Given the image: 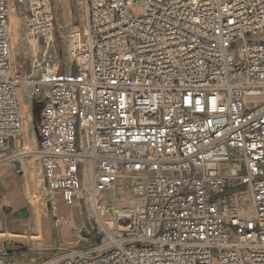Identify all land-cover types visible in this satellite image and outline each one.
I'll list each match as a JSON object with an SVG mask.
<instances>
[{
  "label": "built area",
  "instance_id": "obj_1",
  "mask_svg": "<svg viewBox=\"0 0 264 264\" xmlns=\"http://www.w3.org/2000/svg\"><path fill=\"white\" fill-rule=\"evenodd\" d=\"M84 1L62 72L52 0H19L42 49L39 204L86 220L37 264H264V0ZM24 135L0 0V153Z\"/></svg>",
  "mask_w": 264,
  "mask_h": 264
},
{
  "label": "crops",
  "instance_id": "obj_2",
  "mask_svg": "<svg viewBox=\"0 0 264 264\" xmlns=\"http://www.w3.org/2000/svg\"><path fill=\"white\" fill-rule=\"evenodd\" d=\"M56 3L65 28V21L68 24L70 17L61 14V0ZM71 47L70 42L65 46L69 59L72 57ZM14 57L17 66L15 50ZM65 61L66 57L58 53L59 66ZM29 123L25 135L13 139L7 150L0 153V250L8 252L14 264H37L54 249L77 244L85 235L82 201L67 206L60 197L57 198L58 214L71 218L66 225L56 223L51 213L42 211L39 202L43 197L48 198L49 193L37 154L38 133L32 119ZM75 225L79 228L73 233L71 229Z\"/></svg>",
  "mask_w": 264,
  "mask_h": 264
},
{
  "label": "rangeland",
  "instance_id": "obj_3",
  "mask_svg": "<svg viewBox=\"0 0 264 264\" xmlns=\"http://www.w3.org/2000/svg\"><path fill=\"white\" fill-rule=\"evenodd\" d=\"M19 0H9V5H10V22L11 19H16L18 21L19 27H20V41L18 45H13L16 50V59H17V71H15V79L19 81H31L35 77V70L36 66L39 64V59L36 62L35 61V55L38 54L40 55L38 46L34 48L32 41H28L26 39V21H25V14H24V7ZM53 2V8H54V13L57 17V23L59 25L57 32L54 36L55 38V43H56V49L57 52L55 51V54H60L61 57L63 55L66 57V61L62 65V72H66L68 67L67 64H65L69 57L67 54V51L65 49V46L69 43V33L72 30V28L77 24L75 17H79L80 15L83 14V9L81 5V0H61V14L65 17H67L69 20V23L67 24L65 21V28L62 26L61 20L59 18V11L56 8V0H52ZM19 5V7H18ZM13 8V9H12ZM17 12V13H16ZM17 15V16H16ZM67 24V26H66ZM11 25V23H10ZM11 29V40H12V34H13V27L10 26ZM22 37V38H21ZM262 39H264V35L262 36ZM19 49V50H18ZM14 50V49H13ZM72 51V47H71ZM26 52V53H25ZM21 84L29 85L31 83L27 82H21ZM27 90L29 93H31L30 98L29 97H24V101L28 102L29 104V110L31 113L32 121L33 124L35 125L38 122V117L34 113V109L38 104L42 102L43 98V93H38L34 94L33 93V87L32 86H27ZM22 95L20 96V101L22 100ZM23 107V104L21 103V109ZM48 192V191H47ZM49 193V192H48ZM43 197L42 199H44ZM43 215L47 216V214L43 213ZM78 218H80V215H77ZM77 218V219H78ZM79 223V220L76 222V224ZM83 224V223H82ZM79 226V224H78ZM73 233H75L77 230H74L73 228L71 229ZM89 237H91V234H88ZM81 242V240H80ZM96 242L94 238H92L91 243ZM86 245V244H83Z\"/></svg>",
  "mask_w": 264,
  "mask_h": 264
},
{
  "label": "bare ground",
  "instance_id": "obj_4",
  "mask_svg": "<svg viewBox=\"0 0 264 264\" xmlns=\"http://www.w3.org/2000/svg\"><path fill=\"white\" fill-rule=\"evenodd\" d=\"M7 2H8V7H9V25L11 23L10 26L13 27V29H12L13 34H12V40H11V48H12V55H13V60H14V78H15V71H17V66L15 65L14 50L17 49V48H15L13 45H18V43L20 41V27H19L18 21L16 19H11V22H10V13H11V11H10L9 0H7ZM81 5H82V9H83L82 10L83 11V14L82 15H84V11H85V8H84L85 1L84 0H81ZM18 7H19V5H18ZM25 21H26V19H25ZM10 35H11V29H10ZM50 40H52V43L54 44L55 50L57 52L55 38H54V35L53 34L50 35ZM32 44H33V42H32ZM36 45H37L36 43L33 44L34 48H36L38 46V45L37 46ZM38 50L41 53V50L42 49H41L40 46H38ZM15 52H16V50H15ZM36 56L38 57V54H36ZM35 61L37 62L38 60L35 59ZM16 81H17V86H18L19 101H20V96L22 95V97H23L22 100L20 101V107H21V103H22L23 104V107H22V113L21 114L24 117V125L26 127V125L29 123V121L32 119V117H31V113H30V110H29V105H28L29 103L26 102V101H24V96L23 95H25L26 97H29L30 98L31 93H29V91L27 90V86H32V84L25 85V84H21V82H24V83L27 82L28 83V81H19V80H16ZM122 190H123V184L122 183H119V188L116 189L115 191L111 192V193L108 192L106 194V196L112 197L114 199L115 203H121L122 200H121V194L120 193H121ZM245 210L246 211H249L250 210V207H246ZM75 227L79 228L76 225H75Z\"/></svg>",
  "mask_w": 264,
  "mask_h": 264
},
{
  "label": "water",
  "instance_id": "obj_5",
  "mask_svg": "<svg viewBox=\"0 0 264 264\" xmlns=\"http://www.w3.org/2000/svg\"><path fill=\"white\" fill-rule=\"evenodd\" d=\"M43 105H44V102H41L34 109V113L38 117V119L40 118V113H41V110H42ZM35 127H36V132L38 133V126H37V124L35 125Z\"/></svg>",
  "mask_w": 264,
  "mask_h": 264
},
{
  "label": "trees",
  "instance_id": "obj_6",
  "mask_svg": "<svg viewBox=\"0 0 264 264\" xmlns=\"http://www.w3.org/2000/svg\"><path fill=\"white\" fill-rule=\"evenodd\" d=\"M38 122H39V120H38ZM38 122H37V123H38Z\"/></svg>",
  "mask_w": 264,
  "mask_h": 264
}]
</instances>
